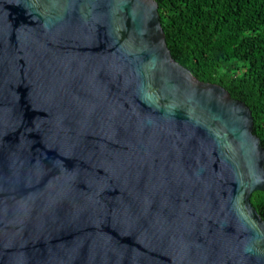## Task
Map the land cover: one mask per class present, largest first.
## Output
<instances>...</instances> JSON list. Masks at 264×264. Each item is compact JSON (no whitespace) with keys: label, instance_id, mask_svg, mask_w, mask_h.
<instances>
[{"label":"water","instance_id":"water-1","mask_svg":"<svg viewBox=\"0 0 264 264\" xmlns=\"http://www.w3.org/2000/svg\"><path fill=\"white\" fill-rule=\"evenodd\" d=\"M253 124L156 0H0V264H264Z\"/></svg>","mask_w":264,"mask_h":264},{"label":"trees","instance_id":"trees-1","mask_svg":"<svg viewBox=\"0 0 264 264\" xmlns=\"http://www.w3.org/2000/svg\"><path fill=\"white\" fill-rule=\"evenodd\" d=\"M156 1L174 59L249 106L264 147V0ZM251 203L264 220V191Z\"/></svg>","mask_w":264,"mask_h":264}]
</instances>
